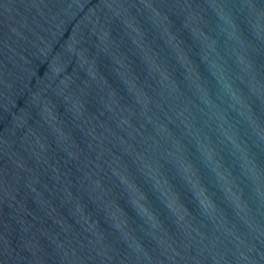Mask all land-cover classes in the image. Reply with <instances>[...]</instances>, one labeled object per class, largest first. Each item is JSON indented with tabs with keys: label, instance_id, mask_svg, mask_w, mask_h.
I'll list each match as a JSON object with an SVG mask.
<instances>
[{
	"label": "water",
	"instance_id": "water-1",
	"mask_svg": "<svg viewBox=\"0 0 264 264\" xmlns=\"http://www.w3.org/2000/svg\"><path fill=\"white\" fill-rule=\"evenodd\" d=\"M0 264H264V0H0Z\"/></svg>",
	"mask_w": 264,
	"mask_h": 264
}]
</instances>
